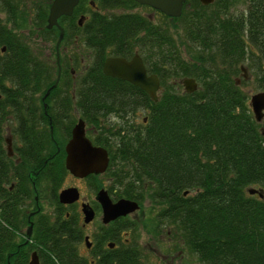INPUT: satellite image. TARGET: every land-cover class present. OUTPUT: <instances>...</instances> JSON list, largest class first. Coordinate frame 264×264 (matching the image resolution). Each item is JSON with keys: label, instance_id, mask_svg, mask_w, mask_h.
Masks as SVG:
<instances>
[{"label": "trees", "instance_id": "obj_1", "mask_svg": "<svg viewBox=\"0 0 264 264\" xmlns=\"http://www.w3.org/2000/svg\"><path fill=\"white\" fill-rule=\"evenodd\" d=\"M50 1L0 0V158L3 125L23 127L18 132L29 145L34 169L49 153L46 145L63 141L76 119L67 109L61 115L48 110L50 122L42 116L40 123L33 99L14 98L42 94L49 87L48 96L62 93V103L70 104L66 62L60 61L59 81L52 86L54 52L46 55L39 48L52 42L53 49L57 36L55 26H44ZM237 4L239 10L229 11ZM138 5L135 0H78L69 15L57 18L61 44L73 46L79 32L81 45L95 56L81 72L74 104L78 117L95 130L92 143L106 148L107 186L114 187L116 197L144 193L162 203L156 219L175 225L200 264H264V197L246 191L261 186L264 196V116L254 120L237 82L244 78L243 65L264 89V0H213L207 5L185 0L177 16L159 11L178 33L166 20L152 22L134 9ZM80 13L85 18L79 25ZM134 51L147 72L159 78L156 100L101 70L104 55L127 57ZM182 76L193 77L196 88L178 89ZM58 121L67 129L61 140L55 132ZM43 169L54 185L65 171L61 157L51 158ZM72 217L56 210L35 218L32 247L40 264H87L76 252L79 234L76 215ZM123 222L113 220L103 240L113 238L110 231ZM115 251L103 250L108 260L100 258L97 264H139L134 251Z\"/></svg>", "mask_w": 264, "mask_h": 264}, {"label": "flooded vegetation", "instance_id": "obj_2", "mask_svg": "<svg viewBox=\"0 0 264 264\" xmlns=\"http://www.w3.org/2000/svg\"><path fill=\"white\" fill-rule=\"evenodd\" d=\"M198 1L199 3L207 5L213 0L207 3H203L200 0ZM91 2L92 1H90V4H93V2ZM138 4V6H148L146 4ZM84 18L85 14L80 13L77 17V24L80 25ZM55 27L58 30V27ZM23 31L26 33L28 30L23 29ZM56 38L54 39L53 49L45 47L48 48L49 51H43L44 47L42 48L41 46H45V44H48L49 42L41 43V46L39 48L46 55L52 54L53 50L54 60L56 64V73L58 65L59 74L61 72L62 65L60 61L62 63L66 62V74L68 75V77L66 79L67 87L65 88L70 93V104L68 105L62 103L65 97V95L62 93L57 92L48 96L49 87H47L46 91L42 94H40L39 92L29 93L26 96H21L18 94L14 96V98H16V101L17 99H22L23 97L30 101L31 99H33L34 103H31V105H34L36 107L35 112L38 122L40 123L43 120L42 116L46 118L48 122H50L51 117L48 115V110L54 111L61 115V111L67 109V111L75 114L76 119L69 126L68 134L66 133L65 137L62 138L64 139L63 141L59 142V140H53V143L47 144L48 146L46 145V148L44 150L49 153L46 154L45 157L40 158V160H38L39 162L36 161L39 163L40 167L35 169L31 165L33 157L31 155L29 145L24 140L23 136L19 135L18 132V130H22L23 127H11L7 124L3 125V149L0 158V264H27L32 251L36 252L38 262L40 264V259L38 257L37 251L32 247L33 222L38 215L53 213L56 210L63 212L65 216H69L71 218H73V213L76 215V225L79 234V239L76 243L82 241L84 248L89 253V255L80 254L77 251L76 252L79 256H81L82 259L86 261L87 264H97L100 258H103L107 261L108 258L106 256V253L104 255L102 253L103 250L106 252L107 249H115V252H120L122 254H125L128 251H134L137 254L139 264H142L143 258L146 259L152 254L158 257V260L155 264H191L188 256V253L191 252L187 249V247L183 243V240L178 237L179 234L175 228V225L166 221L157 220L155 217V214H157L161 210L162 203L154 202L155 204H150L151 200L144 193H141V195H139V198L119 196L135 200L138 203V207L133 211H130L124 215L117 216L107 222H102L100 219L99 222L96 223V229L92 233L82 232V226H86L89 222H91L93 217L96 218L97 211L100 210L101 215L100 204L96 199V193L100 187H103L107 191V194L112 201L117 199L118 197H116L113 193L114 187L108 188L107 186L108 176L104 174L107 165L102 172H89L83 176L75 175L65 167L64 158L66 153L64 150V145L70 137V131L73 124L77 121L78 118H80L78 117L77 107L74 104L77 96L79 95V93L76 91L77 86L79 85V77L81 75V72L85 70L87 65L93 60V58H95V56L91 48H86L81 45L79 32L74 34L73 46L62 45L60 39L56 49ZM81 48L83 50H86L84 54L81 53ZM133 54H138L140 56L137 51H134L127 57L123 55L118 56L129 58ZM111 55L115 54H106L104 55L103 59L106 56ZM56 56L58 58V64L56 62ZM140 58L142 60L141 56ZM146 73L150 72H147L146 70ZM55 77L53 82L55 81ZM184 77L188 76H182L178 79V83L181 86L182 79ZM58 81L59 75L56 84L58 83ZM59 89L60 87L57 88V90ZM58 123L59 126L56 127L55 132L57 134V138L60 139L62 137V133H65L67 129L64 131V121H58ZM51 127L52 126L49 125V129H51ZM4 130L7 135H4ZM84 132L85 135L88 136V138H90L91 140L90 136L95 132V130L84 122ZM7 136L10 137L11 142H9ZM50 137L52 138V135H50ZM53 157H61L62 164L65 169L64 174L57 185L48 183L45 174H42L44 170L43 167L47 163H49L51 161V158ZM39 174L41 175L38 176ZM67 177L73 178L76 183L73 182L69 185L63 186L62 184ZM101 178H103L104 180H100ZM35 181H37V183H35ZM101 181H106L107 183L103 185L102 183H100ZM81 184H84L83 187L86 189L85 191H82ZM66 187L76 188L78 192V196L76 199L68 202H62L59 200L58 194L60 190ZM86 192L90 193V196H88ZM144 201H146V204H144ZM82 203L89 205V207L93 210V215L88 221L83 220L84 213L82 210ZM80 215L82 222L79 224L78 221L80 219ZM137 215H139V221H136L137 219H135ZM115 219L123 220L124 222L122 226L118 227V229L115 230H113V228L110 231L112 234L114 232L113 238H107L103 240V235L108 233V230L112 227L111 222ZM141 236L148 238V241L140 240ZM108 243H112V245H109Z\"/></svg>", "mask_w": 264, "mask_h": 264}, {"label": "water", "instance_id": "obj_3", "mask_svg": "<svg viewBox=\"0 0 264 264\" xmlns=\"http://www.w3.org/2000/svg\"><path fill=\"white\" fill-rule=\"evenodd\" d=\"M77 1L78 0L50 1L45 26L47 28L52 25L58 27V36L55 41L56 49L63 32V28L58 24L57 18L61 14L69 15ZM135 1L157 9L167 16H177L181 12L184 0ZM200 1L207 3L212 0ZM3 48L4 47L2 46L1 50H3ZM56 62L58 64L57 56ZM240 70L242 71L243 76L246 77L244 73L245 67L243 65H240ZM102 72L131 82L144 90L153 100H156L158 96L157 90L161 87L158 76L153 72L146 73V68L138 54H133L129 58L118 55L106 56L102 62ZM58 75L59 65L57 66L55 81L52 85L56 84ZM182 86L185 91L190 92L195 89L196 81L191 76L184 77L182 79ZM248 103L254 120L260 121L264 116V90H258L251 93L248 97ZM263 132L264 131L262 130V133ZM64 150L66 153L64 158L65 167L75 175L83 176L89 172L99 173L102 172L107 165L108 156L106 149L101 145L93 144L90 138L85 135L84 122L81 118H78L73 124L70 131V137L65 142ZM246 191L250 194L255 193L260 198L263 197V188L261 186H248L246 187ZM185 192L186 191L184 190L183 194H185ZM77 196L78 192L75 187L63 188L58 194V198L62 202L72 201L76 199ZM96 199L100 204V219L102 222H107L117 216L124 215L138 207V203L135 200L125 197H118L112 201L103 187H100L97 190ZM82 210L84 213L83 220L88 221L93 215V210L85 203H82ZM108 244L112 245V243ZM27 264H39L35 251H32L30 254Z\"/></svg>", "mask_w": 264, "mask_h": 264}, {"label": "rangeland", "instance_id": "obj_4", "mask_svg": "<svg viewBox=\"0 0 264 264\" xmlns=\"http://www.w3.org/2000/svg\"><path fill=\"white\" fill-rule=\"evenodd\" d=\"M239 8H240V5L237 4V5L233 6V7H230V8H229V11H235V12H236L237 10H239ZM134 9L137 10L138 12H140L141 14L147 16V17H148L152 22H154V23H162L163 21L166 20V19L164 20V18L160 15V13H159L158 10L153 9V8H151V7H148V6H136ZM0 18H1V19L4 18V14H3V12H1V11H0ZM166 21L170 24V28H171V30H172L174 33H178V32H180L179 29L176 30V32H175L174 27L171 26V25H172V21H171L169 18H168V20H166ZM167 22H166V23H167ZM51 44H52V42H49L48 44H45V46H41L42 48L44 47V50H43V51L45 52V50L47 51L48 48L50 49V48H51ZM68 46H69V45H68ZM45 47H48V48H45ZM180 47H181V49H182V53L184 54V56H185V57H189V54L184 50V47H183L182 45H181ZM48 51H49V50H48ZM85 52H86V50H83V49L81 48V53L84 54ZM191 52H192V51H191ZM193 53H194V52H193ZM244 73H245L246 77H244V78H242V79L239 78L240 74H243L242 71H241V73L237 76V77L239 78V79L237 80V82H238L240 88L246 93V95H247V101H248V97H249V95H250L251 93H253V92H255V91H258V90H264V89H262V88L259 86V84H258L257 80H255L253 74L248 73V70L246 71V68H245ZM180 78H181V77H180ZM177 87H178V89H182V86H181L180 84H178ZM157 91H158V90H157ZM248 104H249V103H248ZM140 117H141V114H140V113H139V114H138V113H137V114H136V113L134 114V119H136V120H140ZM107 120H108V122H111V121H112V123H113V121L115 120V118H113V117H109V119H107ZM5 124H7V123H5ZM4 135H7V133L5 132V130H4ZM7 137H8L9 142H11V141H10V137H9V136H7ZM100 180H104V179L101 178ZM73 182L76 183V181L73 180V178H71V177H67L62 185H63V186H64V185H69V184H71V183H73ZM100 183H102L103 185H105L107 182H106V181H104V182L101 181ZM83 185H84V184H83ZM83 185L81 184L82 191H85L86 189L83 187ZM253 186H254V187H257L256 185H253ZM82 193H84V192H82ZM86 194H87L88 196H90V193L86 192ZM263 197H264V196H263ZM144 204H146V201H144ZM150 204H155V203L151 201ZM138 216H139V215H137V216L135 217V219H137L136 221H139ZM99 220H100V210L97 211V217H96V218L93 217L92 220H91V222H89L86 226H85V225L82 226V232H83V233H88V232L92 233V232L96 229V223L99 222ZM79 221H80V222H79ZM79 221H78V223L80 224V223L82 222L81 215H80V219H79ZM140 240H146V241H148V238H145V237L141 236V239H140ZM75 248H76V251H77L78 253H80V254H84V255H89V253L85 250L82 241L76 243V244H75ZM190 252H191V251H190ZM188 254H189L188 256H189V259H190L191 264H200V263L198 262L196 256H195L193 253H188ZM157 260H158V257L152 254V255H150V256H149L148 258H146V259L143 258V260H142V264H155V263L157 262Z\"/></svg>", "mask_w": 264, "mask_h": 264}, {"label": "bare ground", "instance_id": "obj_5", "mask_svg": "<svg viewBox=\"0 0 264 264\" xmlns=\"http://www.w3.org/2000/svg\"><path fill=\"white\" fill-rule=\"evenodd\" d=\"M128 169V168H127ZM130 169V168H129ZM135 172H137V171H135ZM139 177V176H138ZM137 182V181H136ZM127 186V185H126ZM149 186H150V184H149ZM131 187V186H130ZM147 188H149V187H147Z\"/></svg>", "mask_w": 264, "mask_h": 264}]
</instances>
